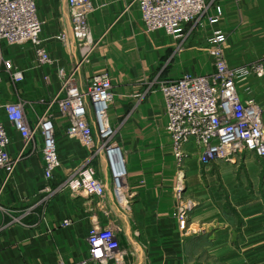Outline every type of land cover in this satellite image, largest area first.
Here are the masks:
<instances>
[{
    "label": "crops",
    "instance_id": "0c3cea01",
    "mask_svg": "<svg viewBox=\"0 0 264 264\" xmlns=\"http://www.w3.org/2000/svg\"><path fill=\"white\" fill-rule=\"evenodd\" d=\"M216 28L227 36L223 56L228 66L264 61V0H207ZM43 23L41 37L53 62L39 65L29 45L8 47L5 56L23 71L12 83L2 74L0 105L22 101L32 126L60 88L57 71H70L81 60L75 47L57 39L69 27L66 0H36ZM90 35L96 45L77 66L76 77L106 74L113 101L108 124L124 159L127 184L121 205L110 191V172L103 152L92 153L66 134L67 120L54 109V131L60 167L52 180L43 177L41 141L20 155L11 177L0 172V264H84L86 238L95 226L115 225L121 245L134 264H264V159L245 152L233 162L201 164L196 155L184 162L183 200L192 204L181 223L173 194L178 167L172 154L165 103L158 86L184 74L214 72L207 54L213 30L203 18L185 26L174 40L164 31L147 33L137 6L129 0H91ZM242 100L264 104V77L237 83ZM44 108V109H43ZM9 128L13 159L21 138ZM96 145L97 128H93ZM40 140V139H39ZM92 166L107 193L75 196L67 186L75 169ZM193 202H192V201Z\"/></svg>",
    "mask_w": 264,
    "mask_h": 264
},
{
    "label": "built area",
    "instance_id": "2783aa9c",
    "mask_svg": "<svg viewBox=\"0 0 264 264\" xmlns=\"http://www.w3.org/2000/svg\"><path fill=\"white\" fill-rule=\"evenodd\" d=\"M242 1V0H237ZM69 27L57 39L66 49L75 47L81 57L70 71H57L60 88L49 100L34 124L27 123L24 104L20 101L0 105L6 122L18 133L22 149L13 159L8 151L9 128L0 119V172L6 182L14 172L20 155L27 147L41 141L44 180L53 179L60 167L54 131V109L67 120L66 134L92 153L103 152L110 172V191L118 204L125 203L127 184L124 159L113 143V131L108 124V110L113 101L112 85L106 74H95L83 86L76 77L77 66L96 45L90 35L88 16L94 11L91 0H66ZM137 6L147 33L164 31L178 41L184 37L185 26L198 24L211 8L207 0H129ZM206 17L212 27L207 40V54L214 72L207 76L184 74L179 79L164 81L158 86L165 103L166 130L170 136L172 154L178 173L173 194L177 216L181 223L192 205L183 202L185 191L184 162L196 155L201 164L215 160L233 162L240 154L249 152L264 159V104L253 99L242 100L237 83L244 79L264 77V62L230 67L223 56L227 36L216 28L222 11ZM43 23L38 16L36 0H0V83L6 74L12 83L23 81V71L13 66L5 56L8 47L29 45L39 65L53 60L41 37ZM97 128L98 146L93 128ZM67 186L75 196L103 197L105 183L96 177L92 166L75 169ZM126 204V203H125ZM121 230L115 225L95 226L86 238L88 257L84 264H134L132 254L120 242Z\"/></svg>",
    "mask_w": 264,
    "mask_h": 264
},
{
    "label": "rangeland",
    "instance_id": "374dc122",
    "mask_svg": "<svg viewBox=\"0 0 264 264\" xmlns=\"http://www.w3.org/2000/svg\"><path fill=\"white\" fill-rule=\"evenodd\" d=\"M260 62H264V61H260ZM21 102H22V101H21ZM22 103H23V102H22ZM38 105H39V106L42 105L43 107L45 106V109H46L48 103H46V104H41V103H40V104H38ZM43 109H44V108H43ZM41 114H42V113H41ZM39 116H40V115H39ZM25 117H26V116H25ZM111 129H112V128H111ZM112 131H113V130H112ZM111 139H113V135H112ZM39 141H40V140L37 139L36 142H35L34 144H35L36 146H38V142H39ZM32 148H35V147H32ZM184 174H185V173H184ZM191 201H192V200H191ZM192 202H193V201H192ZM183 203H185V204H189V205H192L191 203H189V202H185L184 200H183L182 204H183ZM183 205H184V204H183ZM186 216H187V215H186Z\"/></svg>",
    "mask_w": 264,
    "mask_h": 264
}]
</instances>
